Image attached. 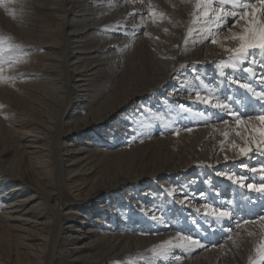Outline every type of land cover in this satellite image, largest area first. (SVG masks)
I'll return each instance as SVG.
<instances>
[{
    "label": "bare ground",
    "instance_id": "1",
    "mask_svg": "<svg viewBox=\"0 0 264 264\" xmlns=\"http://www.w3.org/2000/svg\"><path fill=\"white\" fill-rule=\"evenodd\" d=\"M196 2L0 4V19L9 17L8 27L19 40L13 47L15 62L3 64L6 79L0 80V264H59L58 253H69L66 246L77 238H62L63 215L68 222L95 217L93 224L98 225L92 236L100 244L86 252L72 247L73 264H137L143 252L166 241L178 243V233L200 245L170 247L166 254L144 256L141 264H249V257L255 258V248L264 239V193L234 188L230 203L228 185L234 182L228 176L257 186L264 183V153L255 145L248 155L239 153L259 122L237 126L231 115L236 111L245 121L256 115L260 104L239 84L264 90V57L254 50L242 62L230 59L225 49L236 47L231 34L241 31L243 21L233 27L229 19L217 29L211 15L202 17ZM35 3L56 17L24 24V6ZM213 6L220 5L214 0ZM193 13L200 17L195 23ZM136 14L132 22L138 25L128 34H87L91 26H103L115 16L124 18L125 25L132 23L130 17ZM208 28L217 43L211 42ZM142 31L145 41L140 43L137 35ZM35 43L43 55L29 52ZM94 47L107 54L111 48L110 58L122 64L121 75L101 80L84 71L76 80L83 83L81 89L73 97L76 81L71 75L96 62L80 52ZM85 91L93 96L82 95ZM197 93L230 109L201 103ZM74 98H84L80 110L73 107ZM14 106H21V112ZM132 132L136 134L127 139ZM28 133L33 142L23 139ZM48 133L52 138L46 139ZM65 138L73 143L71 148L89 147L88 163L63 165ZM80 141L85 143L79 149L75 142ZM9 152L14 156L11 164L3 159ZM65 189L74 202L63 201ZM192 205L201 213L192 211ZM214 205L232 216H205L206 206ZM94 249L99 253L92 254ZM133 256L137 261L124 258Z\"/></svg>",
    "mask_w": 264,
    "mask_h": 264
},
{
    "label": "rangeland",
    "instance_id": "2",
    "mask_svg": "<svg viewBox=\"0 0 264 264\" xmlns=\"http://www.w3.org/2000/svg\"><path fill=\"white\" fill-rule=\"evenodd\" d=\"M155 1V0H154ZM34 5V6H33ZM32 6H29V5H26L24 6L25 7V10H24V20L23 23L28 25L29 23H31L33 20L36 21V20H41V19H45L46 17L50 16V15H53L52 12H48L49 10L47 8H39L36 6V3L33 4ZM124 8H121V10H123ZM32 15V17H31ZM46 15V16H45ZM56 17V15H53ZM9 17H5L4 19H0V37H7L8 40H7V44H11L13 43L14 47L16 46L17 43H19V40L17 38L14 37V32L11 31V29L8 27V24H7V21L6 19H8ZM119 17H114L113 20H110V21H107L105 22L106 24L103 25V26H97V25H93L91 26L92 29L88 30L87 34L89 35H93L95 37V33L96 35H115L117 33H123V34H128L130 30L134 29V26L138 25L137 22H132L133 20H135V18H138V14H136V16L132 15V17H130V22L132 23H129L127 25H125L123 19L121 18V20L118 19ZM98 29V30H96ZM82 32V31H80ZM79 32V33H80ZM128 32V33H126ZM143 33L144 31H142L140 34H138L137 36L139 37L140 40V43L144 42L145 40L142 39L141 36H143ZM85 33L83 34H80V36H84ZM119 35V34H118ZM117 35V36H118ZM37 45H33L34 48H32L33 50L29 51L31 54H34V55H43L45 52H43L41 54V51H39V48L38 46L40 44L38 43H35ZM51 44H45L46 48H49L51 47L50 46ZM103 45V44H102ZM113 45V43H112ZM104 46V45H103ZM111 48H109V54H111L113 51H110ZM39 51V52H38ZM100 51V48L99 47H94L93 49H89V50H86L84 52H80V54L84 55V53H86L85 55L88 56L89 58V62H91V60L95 59L96 62L93 63L92 65L86 67L85 69H82L80 71H76L75 72V75H71L72 77V81H76L78 80V75H82L84 74L83 72L85 71L86 75H90L89 77H94V78H97V79H101V80H104L106 79L108 76L112 75V76H116V77H119L121 75V71H122V64L121 62H119V60H116L114 58H110L111 55L107 54V53H102V52H98ZM72 52H76L75 50H72ZM258 53L264 57V54H262L259 50H258ZM102 54V55H101ZM74 60V58H69V62H72ZM94 60V61H95ZM245 68V67H243ZM94 71V72H93ZM94 74H93V73ZM227 78H229L227 75H225ZM14 77H19V74H16ZM230 80V78H229ZM16 81V80H15ZM232 82V81H231ZM83 83L79 82V81H76L75 84H72L71 85V93H72V96L75 97L77 94L76 91H78L79 89H81L80 87H78L79 85H81ZM14 85H16L17 87H19V84H15L14 82ZM90 93V97L93 96V94H91V91H85L83 92L82 95H86V94H89ZM83 96V97H84ZM85 98V97H84ZM83 98V99H84ZM83 99L79 98H74V103H76L73 107L76 109V110H80V108L83 106L80 104V102L83 101ZM15 107V110L17 112H21L20 111V107L21 106H14ZM182 107V106H181ZM179 107V108H181ZM127 111V110H126ZM255 112V111H254ZM84 114V113H83ZM228 115V113H223L222 115ZM75 119V118H73ZM33 122H38L37 120H34V119H31ZM67 121V119L65 120ZM70 124L73 122L71 120H69ZM82 124H76V128H80L82 126H80ZM178 125V124H176ZM157 132V131H156ZM158 133L160 134L161 132L158 131ZM157 133V134H158ZM133 134H136V132H132V134H127V139H130L131 137H133ZM33 134L31 133H28L27 135H24L23 139L26 140V141H29V142H33L34 141V137H32ZM52 138V135L50 133L47 134V137L46 139H50ZM69 138H65L64 140L61 141V146H62V152L64 153L63 154V165L65 167H68V168H77L76 165H82L80 163L84 162L85 164L88 163L89 161L87 160L88 157H90V155L86 152L87 149L89 147H84V149H80L79 146H82L83 143H85L84 141H80V142H75V145L78 146V148L80 150L76 148H71V144L73 145V143L71 141H68ZM69 144V145H68ZM67 145V146H66ZM31 149H35L34 147L36 146H30ZM70 150V153L69 155H65L66 153V149ZM38 150V148H36L34 151ZM76 152V153H75ZM69 156V157H68ZM12 158H14L13 154L11 152H9L8 154H5L3 155V159H5V161L7 163H13L12 162ZM70 158H74L72 159L71 161H69ZM104 162H102L99 166L103 165ZM76 166V167H75ZM95 169H93L94 171H96V167H94ZM250 168H251V165L248 166V169L246 170V173H249L250 172ZM230 170V169H228ZM93 171V172H94ZM87 176L88 175H91V171L90 172H87L86 173ZM79 175H82V173H79ZM74 175H70V177H73ZM249 184L248 180L247 181H243V185H241V183H232L231 185H228V189L230 190L231 194H230V203H231V199L232 197L234 196V192L236 191L234 188H237L239 190V192H242V190L244 191H247L249 190V188L247 187V185ZM232 188V189H231ZM242 189V190H241ZM211 191V190H209ZM148 197V196H147ZM63 201H66L68 202L69 204L74 202L75 199L70 195L69 191L68 190H63ZM230 205V204H228ZM231 206V205H230ZM196 208H193V205H192V211H194L195 213H201L200 212V207H197V205L195 206ZM213 207L215 208H219L217 207V205H214ZM175 209H177V207H175ZM175 209L173 208L172 211H175ZM22 210V209H20ZM189 210V209H187ZM186 211V210H185ZM27 215H31V212L27 213ZM261 215V212L255 216V217H251L249 220H252V219H255L257 218L258 216ZM85 220V221H84ZM84 220L81 219V216H78L75 221L73 222H68L69 219H67L66 215H63L62 216V228H64V230H62V238L63 239H71V237L73 236H76L77 238H75L73 241V246H70V245H67V250L69 251V253H61L59 252L58 255H57V261L59 262V264H73V256H74V252L72 253V250L73 248L72 247H81L80 250L78 251H83L85 250V252L87 251V249H93L94 247H96L98 244V241L96 239V237H93L92 236V233L94 234L96 232V226L98 227V225L96 224H93V222L95 221V217L91 220L87 219V218H84ZM72 223V224H71ZM73 228H71V227ZM99 226H102L101 224ZM228 227V226H227ZM227 227H223L224 228H227ZM95 230V231H94ZM77 231H79V233H77ZM221 235H223L222 232H220ZM69 236V237H68ZM206 244H208L206 242ZM153 249H156L157 251L159 250V247H154V248H151L149 249L148 251L146 252H143L142 255V258H140V261L139 263L137 264H141L143 259L147 258V257H152V256H156L153 254ZM84 252V251H83ZM99 253V250L97 249H94L92 250V254H98ZM134 254V252H132ZM145 256V258H143ZM73 257V258H72ZM125 259H130V262L131 261H137V259H135V256H133L132 258L130 257H124ZM176 257H174L172 259V261L175 260ZM133 259V260H132ZM170 261V263L172 262ZM180 264V263H179Z\"/></svg>",
    "mask_w": 264,
    "mask_h": 264
},
{
    "label": "snow or ice",
    "instance_id": "3",
    "mask_svg": "<svg viewBox=\"0 0 264 264\" xmlns=\"http://www.w3.org/2000/svg\"><path fill=\"white\" fill-rule=\"evenodd\" d=\"M219 7H214V0H197L195 8L201 13L203 18H208L210 15L213 17V21L216 28L219 29L227 24L228 20L231 19L233 27L237 26L240 21H243V26L240 32H233L231 34V39L237 42L236 47L225 49L230 53V59L233 61H243L246 57L251 55L254 50H259L264 54V0H216ZM3 0H0V4ZM228 5L232 10L226 9L224 6ZM155 15V13H152ZM194 15V23L200 18ZM191 31V29H189ZM212 43H217L214 38L215 32L212 28L207 29ZM7 37H0V80L6 79L3 75V64L5 62H15L12 57L13 47L7 44ZM248 71L249 69H245ZM264 82V78H262ZM239 87L245 89L248 93L252 95L253 98L260 104V112L256 115H250L245 121L241 114L236 111H231V115L235 120L237 126L240 124H250L251 121L259 122L258 127L252 128V134L246 138L245 144L239 147V153L241 155H248L252 151V145L256 146L258 151L264 153V90L257 91L250 84L241 83ZM196 99L206 105H211L213 108H219L221 110L230 109V106L223 102H213L211 97H203L197 93ZM247 131V128L245 129ZM225 137L228 136V132L223 133ZM237 135H240L237 132ZM235 148L236 145L233 144ZM227 159V157H225ZM229 180L234 183H241L243 185V180H236L233 176H228ZM247 187L250 190L264 193V183L259 184H248ZM205 216H213L215 219L230 218L232 213L226 210L217 209L215 207L206 206ZM264 220V217H260ZM176 240L178 243H173L172 241H166L159 246V250L153 249L154 255L166 254L170 247H196L200 245L198 240L193 239L191 236H186L182 234H177ZM256 256L255 258L249 257V264H264V239H261L260 243L255 248Z\"/></svg>",
    "mask_w": 264,
    "mask_h": 264
}]
</instances>
